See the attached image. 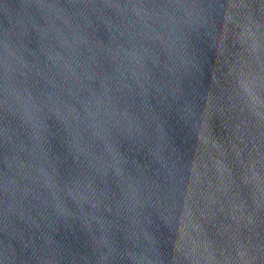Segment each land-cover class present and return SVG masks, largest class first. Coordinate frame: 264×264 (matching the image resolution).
Masks as SVG:
<instances>
[{"label": "water", "instance_id": "obj_1", "mask_svg": "<svg viewBox=\"0 0 264 264\" xmlns=\"http://www.w3.org/2000/svg\"><path fill=\"white\" fill-rule=\"evenodd\" d=\"M0 264H264V0H0Z\"/></svg>", "mask_w": 264, "mask_h": 264}]
</instances>
